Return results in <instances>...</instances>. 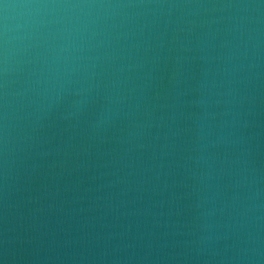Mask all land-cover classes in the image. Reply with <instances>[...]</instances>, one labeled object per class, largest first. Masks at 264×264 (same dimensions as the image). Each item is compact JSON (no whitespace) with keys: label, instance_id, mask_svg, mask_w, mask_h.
Returning <instances> with one entry per match:
<instances>
[{"label":"clouds","instance_id":"1","mask_svg":"<svg viewBox=\"0 0 264 264\" xmlns=\"http://www.w3.org/2000/svg\"><path fill=\"white\" fill-rule=\"evenodd\" d=\"M42 199L37 259L264 264V0H0V202Z\"/></svg>","mask_w":264,"mask_h":264},{"label":"water","instance_id":"2","mask_svg":"<svg viewBox=\"0 0 264 264\" xmlns=\"http://www.w3.org/2000/svg\"><path fill=\"white\" fill-rule=\"evenodd\" d=\"M56 203L42 199L6 213L0 202V264H61L36 258L45 254L40 249H46L64 226V217L48 207Z\"/></svg>","mask_w":264,"mask_h":264}]
</instances>
